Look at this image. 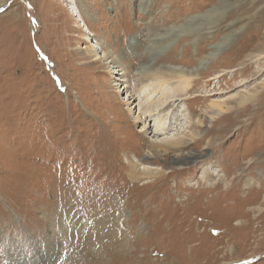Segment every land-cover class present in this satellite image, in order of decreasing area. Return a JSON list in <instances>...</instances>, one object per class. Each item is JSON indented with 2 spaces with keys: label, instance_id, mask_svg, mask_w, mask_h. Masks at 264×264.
Wrapping results in <instances>:
<instances>
[{
  "label": "rangeland",
  "instance_id": "1",
  "mask_svg": "<svg viewBox=\"0 0 264 264\" xmlns=\"http://www.w3.org/2000/svg\"><path fill=\"white\" fill-rule=\"evenodd\" d=\"M203 13L208 30L198 19L193 37L159 38ZM85 27L97 38L83 40ZM218 43L216 62L194 77L199 102L167 106L151 87L156 112L183 110L169 134L140 132L146 93L129 98L152 81L143 70L194 74ZM90 45L102 60L85 55ZM113 57L126 74L108 73ZM219 99L227 118L212 117ZM188 114L209 132L185 151L201 156H159L149 165L166 180H132L128 162L150 139L182 132ZM0 264H264V0H0Z\"/></svg>",
  "mask_w": 264,
  "mask_h": 264
},
{
  "label": "bare ground",
  "instance_id": "2",
  "mask_svg": "<svg viewBox=\"0 0 264 264\" xmlns=\"http://www.w3.org/2000/svg\"><path fill=\"white\" fill-rule=\"evenodd\" d=\"M71 13L75 14V16L78 17V14L74 10H71ZM212 18H213V16L210 13H203V14L198 15L196 17H192L181 27H179V28L174 27V28H170L168 31L166 30V32L164 34L159 35V38L168 37L170 39V33L174 30H177V29H180L179 34L177 35L178 38H181L183 36L185 37V36L195 35V32H194L195 26L192 23L199 19L200 23H199V26H197V29L200 31V30H202V27H203L206 30H208V28H206V26L204 27V25L209 23V21H211ZM201 37H202V35H201ZM93 38H97V34H95V32H93L92 30L89 29V27H87L84 30L82 39L93 41ZM192 44H193L194 49H196V48L198 49V46L195 43V40L194 41L192 40ZM168 46L169 45H166V47H168ZM222 46H223L222 43L212 45L210 47L211 50L208 53V55L205 56L202 60H200L198 66H197L198 68L196 69V71H198V72H196L194 74L185 72V70H182V69H179L176 67H170L169 69L166 70L170 74V76L163 74L164 71L162 68H158L155 71L147 70L146 68H145V70H143L144 72H142V73L145 76L146 75L149 76L152 81L150 83H145L140 89H138L136 91V93H134L133 95H130V98H129L130 100L133 99L132 100V103H133L136 98L142 97V94L146 93V97L145 96L144 97L147 99L146 100L147 106H143V102H141V104H142V111L141 112H142V116L144 119V121H143L144 127H146V128L143 130H140V132L143 131V133L145 135H147L149 133V131L155 132L156 134H159V135L169 134V132H168L169 127L174 122H176L178 120V116H176V115L178 114L179 110H181V111L183 110L182 108L178 109V107H180V106L177 105L176 108L174 109L175 111L173 112V115L175 114L174 117H170L169 120H168V118L166 119L165 117H163L160 114V112L162 110L159 112H156L155 108H153L155 106V105H153V103L155 104L156 102L149 100V97L153 93V92H151V87L155 86L156 89L159 90L160 97L162 96V99H165L164 101H167L166 102L167 106L174 105L175 104L174 102L177 100H180V101L189 100V102H191V105L197 101L199 102L200 97H198V95L191 96V94H192L191 91L194 89V87L197 84L201 83V79L194 78V77H196L197 75L204 74V70H206V68L210 64H212L213 62L214 63L216 62L213 60L220 53L221 49H223ZM85 49H86L85 55L87 57H96V58H94V61L102 60V57L99 55V52H97L96 49H93L91 45L88 47L86 46ZM157 55H161V54H159V53L151 54L149 61L155 60ZM170 59L177 61V59H175L174 56L170 57ZM87 62H88V60H86V59H84L82 61V63H87ZM111 62H112L113 68L110 69L108 71V73L112 74V72H114L118 67H122V70H124V72L126 74V69L121 65L120 59H118L117 57H113ZM121 81H124V80H121ZM172 82L174 83V85H172L173 84ZM121 83L122 82L114 83L113 85L112 84L111 85H112V87H115V86H119V84L122 85ZM171 89L173 92H170V94H168V92ZM136 94H137V97H136ZM214 94H216V93H214ZM256 97H257V91L250 92V93L249 92L243 93L241 95L240 104L251 102V101L255 100ZM187 105H188V108L191 109V112L192 111L194 112L193 108L190 106V103H188ZM210 106L213 109L212 117L218 118L221 116L220 118L223 117L222 119L227 118L226 115H229L226 113L227 110L232 109L231 106L228 107L227 102L225 100H220V99L219 100H212L210 103ZM161 109H163V108H161ZM234 110H237V108ZM246 112H247V108H243L242 110L237 111V113H239V114H244ZM239 114H238V116H239ZM187 120H188V122H187L188 126L185 127L182 132H179V134L174 135L172 137H166V138H162V139L158 137L156 139H150L149 143L147 144V148L144 151V155H143L144 158L140 154V158L138 156V158H139L138 161L131 159L130 162H128L127 168L129 170V176L132 180H135L139 176H143V178L148 179L147 183H151V185H154V186L156 184L161 183L160 181L166 180L167 177H169L171 174H169V175L167 173L165 174L163 169H162L163 167L158 168V167L149 165V163H150L149 161H151V159H152V161H156V162L159 161L160 160L159 156H164V160H166L168 158V156H170V155L180 154L178 156L177 155H175V156H177V160L179 162H182L184 164L189 163L190 160L195 162V160L201 156V155L199 156L198 154H194L193 152L185 153V151L188 150L187 148L190 144L200 145L201 143H203L205 138L208 136L209 132L201 134L200 132L195 131V126H200L203 124L202 120L199 119L197 122H193V118H192L191 114H188ZM138 121H142V120H138ZM152 121L154 122L153 124H151ZM214 123H215V121H214ZM198 162H200V161H197V163ZM201 168H202V166H201ZM190 169H191L190 167H185V168H183V170L181 172H185V171L190 172ZM192 170H194V168H192ZM211 171H212V169H211ZM211 171L208 169L205 172V169H204L202 172V179L205 181H208L211 177V173H210ZM229 174H231V173H229ZM227 175L225 173V177H228ZM213 176H214V174H213ZM220 179H222V178H220ZM220 183L221 182H218L215 184V186L210 187V188L201 187L199 190L200 194L198 195V197L199 196L202 197V195L208 191L214 190V191H216L215 193H218L217 191L220 187L219 186ZM232 184H233V188H235L236 191L240 190L242 188V182H241V180H239V177L235 178ZM248 187L250 189L249 194L252 193L254 190H257L258 193L260 191V188H258L257 186H252V184H249ZM189 197H194V196H191V194H190L188 196V199H189ZM247 197H248V195L245 196L244 198H242L244 200H241V201H235V202L232 201V204H229V202H228V204L226 206L236 205V204H239L240 202H241V204H244L246 201L245 199ZM216 198H218V197H215L214 199H216ZM208 206H206L205 208H207ZM244 221H248V220L245 219ZM238 228H240V226Z\"/></svg>",
  "mask_w": 264,
  "mask_h": 264
}]
</instances>
